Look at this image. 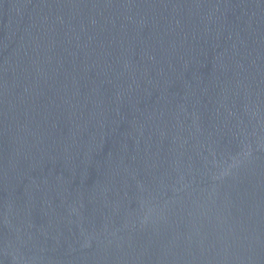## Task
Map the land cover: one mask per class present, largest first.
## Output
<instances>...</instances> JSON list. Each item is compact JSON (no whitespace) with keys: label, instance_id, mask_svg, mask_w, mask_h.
<instances>
[{"label":"water","instance_id":"obj_1","mask_svg":"<svg viewBox=\"0 0 264 264\" xmlns=\"http://www.w3.org/2000/svg\"><path fill=\"white\" fill-rule=\"evenodd\" d=\"M0 264H264V0H0Z\"/></svg>","mask_w":264,"mask_h":264}]
</instances>
